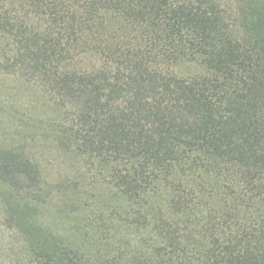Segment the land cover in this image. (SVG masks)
Wrapping results in <instances>:
<instances>
[{
  "label": "trees",
  "instance_id": "obj_1",
  "mask_svg": "<svg viewBox=\"0 0 264 264\" xmlns=\"http://www.w3.org/2000/svg\"><path fill=\"white\" fill-rule=\"evenodd\" d=\"M0 71L107 162L49 182L0 149V264H264V0H0ZM70 169L114 201L83 235L32 215Z\"/></svg>",
  "mask_w": 264,
  "mask_h": 264
},
{
  "label": "rangeland",
  "instance_id": "obj_2",
  "mask_svg": "<svg viewBox=\"0 0 264 264\" xmlns=\"http://www.w3.org/2000/svg\"><path fill=\"white\" fill-rule=\"evenodd\" d=\"M189 69V65H182L177 71L186 73ZM62 112L59 103L45 95L41 87L0 71V149H12L29 159L31 166H40L42 177L49 182L59 175L60 166H107L98 158L80 156L60 146L56 136ZM64 178L70 183L53 190L48 201L42 199L32 215L66 235H83L88 217L100 219L103 214L97 212L98 208L110 209L114 201L101 187L104 176L83 179L77 170L70 169ZM54 194L59 200L57 206L52 205ZM78 195L79 201L73 200Z\"/></svg>",
  "mask_w": 264,
  "mask_h": 264
}]
</instances>
